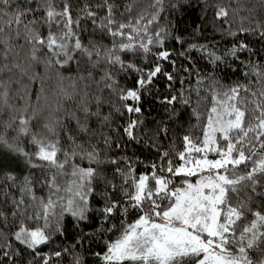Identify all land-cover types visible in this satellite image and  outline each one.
I'll return each mask as SVG.
<instances>
[{
    "label": "snow or ice",
    "instance_id": "obj_1",
    "mask_svg": "<svg viewBox=\"0 0 264 264\" xmlns=\"http://www.w3.org/2000/svg\"><path fill=\"white\" fill-rule=\"evenodd\" d=\"M163 4L164 0H155L153 7L157 8V13L147 24L157 20ZM182 4L183 0H176L171 7L180 10ZM96 7L105 10L102 19H98L97 12L89 4H84L74 18L69 0H62V7H57L55 0H0V34H5L6 29L15 31L19 39L22 29L25 41L31 45V59L39 62L41 56L38 53H43L46 58L43 62L48 67L63 68L73 62L79 64L78 57H83L93 66L105 62L118 66L122 72H135L136 87L131 89L120 88L111 72H105L103 79L105 87L116 93L120 100L139 102L141 90L152 83L153 78L162 72V67L157 62L146 70L132 61L123 60L120 53L143 55L145 60L148 55H153L156 61H168L172 53L163 49L168 32L161 28L149 35L147 25L140 27L144 19L142 16L135 24L131 19L126 23L117 21L114 5L109 0H102ZM127 11H131L130 6ZM217 15L224 17L228 13L222 8ZM82 18L90 19L101 33L112 37L111 47L98 42L82 43L78 31ZM42 28L46 29V33H42ZM260 35L264 36V30ZM177 40L179 42V38ZM152 47L162 50L153 53ZM196 47L190 45L189 50ZM10 50L11 46H7L5 59ZM246 50L248 46L242 42L238 47L234 46L229 54L235 57L238 52ZM184 54L180 53L181 56ZM219 60L221 57L213 54V63ZM164 74L172 80L171 75ZM246 74L257 78L256 88L236 85L224 89L215 82L207 89L211 106L203 116L201 136L185 135V150L178 153L183 163L173 167L171 161L168 162L166 171L172 176H195V182L185 179L184 186L171 187L173 181L157 176L155 171L151 177L141 175L132 179L131 165H128L127 173L117 167L116 171L124 176L125 183L132 179L133 191L124 190V204L112 200L107 192L101 193L102 207H93L92 203L96 194L94 182L103 179L101 166L105 163L118 165L117 159H102L95 147L89 150L77 144L71 133V151L60 148L59 139L44 143L43 139L33 134L30 139L37 150L26 152L18 141L20 136L30 134L29 125L35 118V109L32 112L24 109L19 116L13 115L4 127L13 128L15 125L17 135L10 141L7 133L0 131V148L23 156L30 167L46 168L47 178L42 183L49 192L47 198L37 197L31 176L24 177L21 192L41 209L30 219L43 220L44 223L31 229L21 222L14 232L15 240L34 256L40 257L42 264H49L50 257L42 255L38 249L52 240V232L48 231L50 217H57L54 231L60 235L64 234L62 218L71 217L75 227L81 229L77 244H84L113 231L116 228L113 219L119 215L122 218L120 235L114 241L105 243L103 254L96 253L102 264H264V212L251 207L254 196L264 195V191H260L264 189V70L253 64L250 73ZM176 99L172 96L166 103L172 104ZM3 107H12L7 91H0V109ZM124 107L129 113L141 111L139 107L127 104ZM84 111L86 118L100 115L99 112L89 113L88 109ZM193 114L198 121L202 119L201 113L194 110ZM108 119L103 117L104 122ZM76 122L78 132H89L86 124L78 118ZM59 123L57 120L56 124ZM137 123L130 121L124 128L129 139H135L133 130ZM44 128L57 135L52 124L46 123ZM104 142L109 144V138L105 137ZM58 154H62L63 159ZM210 154L216 158L209 159ZM74 160L86 161L88 166L82 167ZM6 179L15 182L17 178L7 173ZM149 179L154 181V185L147 183ZM106 184L115 188L110 181ZM13 203L18 209L25 201L21 198ZM130 209L136 210L139 215L134 223L125 224L123 217ZM248 213L252 215L250 221L246 220ZM16 214L13 211L12 215ZM0 217H4L3 212H0ZM94 218L97 225L95 232L84 231ZM242 221L244 223L241 224ZM3 255L11 259L7 251ZM52 255L61 257L62 252L56 251ZM74 264H82L81 259L77 257Z\"/></svg>",
    "mask_w": 264,
    "mask_h": 264
},
{
    "label": "trees",
    "instance_id": "obj_2",
    "mask_svg": "<svg viewBox=\"0 0 264 264\" xmlns=\"http://www.w3.org/2000/svg\"><path fill=\"white\" fill-rule=\"evenodd\" d=\"M109 2L114 5L117 21L126 23L131 19L135 24L142 16L144 19L140 27L147 25L149 35L161 28L168 32L163 46L164 50L172 53L168 61H156L153 55H148L145 60L143 55L120 53L123 60L132 61L146 70L157 62L162 67V72L153 78L152 83L141 90L139 102L120 100L116 93L105 87L106 81L103 79L105 72H111L120 88L131 89L136 87L135 72H122L118 66L113 67L105 62L93 66L83 57H78L79 64L73 62L63 68L48 67L43 62L46 59L43 53H38L41 61L31 59V45L25 41L22 29L19 39L16 38L15 31L6 29L5 34H0V91H7L8 101L12 106L0 109V131L6 132L8 139L12 141L17 135L15 125L13 128H5L4 125L13 115L19 116L22 110L32 112L35 109V118L29 125L30 134L19 137L18 143L24 151L33 153L37 150L31 143L33 134L43 139L44 143L59 139L60 148L71 151V133L77 144H82L89 150L95 147L102 159H117L118 165L105 163L101 166L103 179L94 182L96 194L92 198L93 207L103 206L101 193L104 192L112 200L124 204V190L133 191L132 179H138L141 175L151 177L154 171L157 176L170 178L173 181L171 187H182L185 179H195V176H172L166 169L169 161L173 167L183 163L179 160L178 153L185 150V135L201 136L203 116L211 106V96L207 89L215 82L224 89L236 85L256 88L257 78L246 73H250L253 64L264 70V36L260 35L264 30V0H183L180 10L171 7L176 0H164L163 10L159 11L157 20L150 25L147 21L157 13V8L153 7L155 0ZM55 3L57 7H62V0H55ZM69 3L72 5L74 18L84 4L92 6L98 19L105 15L103 8L96 7L102 0H69ZM129 6L130 12L127 11ZM222 8L228 15L218 17L217 13ZM80 23L78 31L82 43L89 45L90 42H98L111 47L112 37L101 33L90 19L82 18ZM41 31L46 33V29L42 28ZM242 42L248 46V50L238 52L235 57L230 55L232 48L238 47ZM190 45L197 47L189 50ZM7 46H11V50L7 52L5 59ZM161 50L152 47L153 53ZM181 52L185 54L181 56ZM213 54L221 57V60L213 63ZM164 73L171 75L172 80ZM172 96L177 97L176 101L166 103ZM125 104L139 107L141 111L129 113ZM85 109L89 113L99 112L100 115L86 118ZM194 110L202 114L200 121L193 114ZM105 116L109 117L107 122L103 120ZM77 118L87 125L89 132H78ZM57 120L60 121L59 124H56ZM130 121L138 122L133 130L135 139H129L124 132ZM46 123L56 127L57 135L44 128ZM105 137L109 138L107 145ZM164 153L168 155L164 156ZM58 155L63 159L62 154ZM73 162L82 167L88 166L86 161ZM128 165H131L132 179L125 183L124 176L116 168L127 173ZM153 165L156 166L155 169ZM47 172L46 168L30 167L23 156L0 148V212L4 213V217H0V264H42L40 257L34 256L15 240L14 232L21 222L31 229L43 225V220L30 219L41 209L20 188L24 177L31 176L35 195L47 198L49 192L42 183L47 178ZM7 173L15 175L16 181H8ZM106 181L114 184L115 188L108 187ZM147 183L154 185L151 179ZM21 198L25 203L17 209L13 201ZM251 207L264 212V195L254 196ZM13 211L17 212L15 216L12 215ZM138 215L136 210L130 209L127 216L123 217L124 223H134ZM56 219L55 216L50 217L51 226L48 231L52 232V240L38 249L42 255L50 257L49 264H74L77 257L82 264H102L96 253L103 254L105 243L114 241L120 235L122 218L117 215L113 219L116 228L103 238L90 239L84 244H77L81 229L75 227L71 217L62 218L63 235L54 231ZM251 219L252 215L248 213L246 220ZM96 227L94 218L93 223L83 230L93 233ZM4 251L9 253L11 259L3 255ZM56 251L62 252V256H53L52 253Z\"/></svg>",
    "mask_w": 264,
    "mask_h": 264
},
{
    "label": "rangeland",
    "instance_id": "obj_3",
    "mask_svg": "<svg viewBox=\"0 0 264 264\" xmlns=\"http://www.w3.org/2000/svg\"><path fill=\"white\" fill-rule=\"evenodd\" d=\"M193 156H196V154H192ZM216 157H212L211 155H209V159H215ZM197 179V177L195 179H190L193 183L195 182V180Z\"/></svg>",
    "mask_w": 264,
    "mask_h": 264
}]
</instances>
